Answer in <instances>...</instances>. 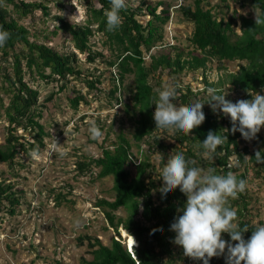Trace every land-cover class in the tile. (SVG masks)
I'll use <instances>...</instances> for the list:
<instances>
[{"label":"trees","instance_id":"trees-1","mask_svg":"<svg viewBox=\"0 0 264 264\" xmlns=\"http://www.w3.org/2000/svg\"><path fill=\"white\" fill-rule=\"evenodd\" d=\"M44 1L0 0V26L11 33L5 46L1 48L0 57V70L4 76V83L7 84L3 87L10 93V100L5 108L9 136L5 145L0 146V163L12 162L20 152L18 147L25 153L34 149L39 150L38 144H44L43 137L50 135L45 130L44 124L39 121L43 113L38 103L39 90L32 87L29 82L35 81L36 75L45 82L66 80L74 75L79 78L82 71L75 66L78 60L77 52L86 55L90 62L104 57L102 52L93 50L91 46V38L96 33H103L107 37L106 43L115 56V59L108 62L110 66L118 68L119 82L123 83L127 74L135 77L134 84H131L129 89L132 92L133 103L125 104V107L137 124L132 137L138 150L133 158L131 152L134 147L133 141L120 133L117 141L113 143V148L103 147L102 155L92 159L100 168L98 178L112 176L114 180L115 198L113 200L99 198L95 206L104 213L107 221L105 229L113 230L116 235L111 238L110 244H103L98 238L95 242H89L93 259L86 261V264H180L178 260L182 258L187 261L189 257L184 256L182 247L179 245L177 247L173 242L176 234L170 230L174 219L183 214L178 210L185 206L187 197L179 187L162 195L160 188L164 182L159 177V173L163 163L169 155L183 153L186 159L195 161L194 166L204 169L214 167L218 175H226L231 171L238 179L246 180V172L249 169L247 165H252L257 169L258 176L261 173L264 176V163H257L255 159L256 151H261V155L264 156V133L260 131L253 139L257 149L250 151L248 141L240 132H231L230 117L224 116L222 112L208 110L205 105L202 109L206 117L205 121L189 135L169 129H156L153 114L158 91L148 79L151 73L155 74L161 68H169L170 77H177L176 73L183 69H206L207 63L213 59L219 62L220 69L226 68V61H246L240 63L238 72L230 73L227 79L221 77L216 82H208L204 79L205 85L217 89L219 94H222V87L227 83L230 90L239 93L240 100H250L251 95L257 93L264 95V26H256L255 18L237 11L228 20L218 19L210 9L205 10L202 7V0H195L194 7L185 5L181 8L185 18L194 24L190 39L193 50L190 51L189 57L184 58L180 51L174 58L169 53H161L153 55L149 65L146 66L143 50L150 51L162 41L163 26L170 18L167 9L163 8L158 12L159 6L164 4L161 1L155 5L145 6V2L136 7L126 5V8L120 11L121 24L113 31H107L104 15L106 10H110V0H84L88 8V18L84 22L74 23L65 19L62 14L56 15L58 24L53 34L56 35L59 28L67 33L75 46L72 52L59 51L46 42L31 41L28 29L19 24V19L38 9L46 16L49 15L50 7L47 2L50 0ZM250 1L259 9V13L264 14V0ZM58 2L60 8L64 6L62 1ZM11 10L14 11L13 14ZM143 15L150 16L146 25L138 18ZM237 21H240L241 33L235 31ZM21 44L23 48L17 47ZM170 48L174 50L177 47ZM10 58L13 73H9L6 70L8 67L2 65V62H8ZM23 60L26 70L23 67ZM27 74L30 80L25 79ZM176 77L170 78V82H174L170 84L175 85L177 90V97L173 102L182 106L199 102L197 99L199 92L193 91L190 86L183 89L178 85ZM86 82L91 88H95V82L99 80ZM64 86L63 84L61 89ZM116 89L111 91L112 95ZM52 96L53 94L47 100H51ZM69 99L75 109L82 100H85L82 95ZM207 102L204 100V103ZM19 126L25 130L35 131L33 138L37 144L30 142L26 147L19 140L21 138L14 134ZM209 131L222 137L227 136L224 144L217 148L214 158H206L202 155L203 149L196 147L206 139ZM14 141L19 145L14 144ZM143 145L145 148L142 147ZM141 147L144 153L139 157ZM161 154L164 156V161L160 159L156 161L155 156L160 157ZM234 156L237 157L239 164L231 162ZM132 159L135 161L139 159L140 162L133 164L135 161ZM242 163L245 164V171L239 172ZM130 165L135 166L134 176L129 169ZM77 166L83 172L90 169L91 164L79 161ZM3 199H7L11 205L18 201L13 185L0 181V206ZM251 199L252 195L246 187L237 199L230 200L232 208L237 212L235 223L241 227H248V231L243 233L245 240L251 237L252 231L264 224L263 221L260 222L261 225L253 224L252 219L248 218ZM119 208L125 209V216L117 213ZM10 212L13 214L15 211L12 208ZM122 230L131 235L128 236L126 243L134 246L136 240L138 241V246L132 253L123 243L121 232H126ZM85 237L88 236L80 237L81 244ZM222 239L235 243L227 233L222 234ZM226 253L227 250L224 255L213 257L209 264H226ZM194 261V264H203L202 260ZM58 264L68 263L58 261Z\"/></svg>","mask_w":264,"mask_h":264},{"label":"rangeland","instance_id":"rangeland-1","mask_svg":"<svg viewBox=\"0 0 264 264\" xmlns=\"http://www.w3.org/2000/svg\"><path fill=\"white\" fill-rule=\"evenodd\" d=\"M58 1L47 2L50 7L49 15L46 16L38 9L22 17L18 22L28 29L31 41L46 42L59 51L72 52L75 46L67 33L59 28L57 34H53L58 24L55 17L62 14L71 22H84L88 18V8L84 0H60L64 5L61 8ZM159 1L164 4L159 6L158 12L165 8L170 18L163 26L162 41L150 51L143 50L146 66L153 55L169 53L174 58L180 51L183 57L187 58L193 50L190 39L194 24L185 18L181 8L185 5L194 7L195 0H126V5L136 7L142 2H145V6L155 5ZM201 5L205 10L210 9L218 19L225 20H228L235 11L252 18H255V12H259L250 0H202ZM11 11L13 14L14 11ZM138 18L146 25L150 16L143 15ZM235 31L241 33L240 21L236 22ZM106 40L107 37L103 33H96L91 38L93 50L104 55L95 62L88 61L86 55L77 52L78 60L75 66L82 71L79 78L74 75L66 80L45 82L36 75L35 81L29 82L32 87L39 90L38 103L43 113L41 119L39 117L37 119L44 124L50 135L43 137V145L38 144L39 160L30 158L29 153L18 147L20 152L12 162L0 163V181L13 185L18 200L11 205L7 199H3L0 206V264H58V261L86 264V261L93 259L89 242H95L98 238L103 244H110L111 238L116 235L113 230L105 229L107 221L104 213L95 206L99 198L110 200L115 198L114 180L112 176L98 178L100 168L92 159L102 155L103 147L113 148V143L117 141L120 133L133 141L132 157L136 155L138 149L132 136L137 124L125 107V104L133 103L132 92L129 89L130 85L134 84L135 77L127 74L123 83L119 82L118 68L110 66L108 62L115 59V56ZM18 46L23 48L22 44ZM171 46L177 48L172 50ZM11 61L10 58L8 62H2V65L8 67L6 70L9 73H13ZM240 63L246 61H226V68L220 69L219 62L213 59L207 63L206 69L187 68L178 71L177 77H174L178 79V85L183 89L190 86L193 91H198L197 99L204 103V100L209 101L210 98L207 92L209 87L205 85L204 79L208 82H216L221 77L227 79L230 73L238 72ZM23 67L26 70L25 60ZM3 77L0 70V146L5 145L9 136L5 108L9 103L10 93L3 87L7 86ZM174 77H170L169 68H161L155 74H150L148 82L158 91L162 90L165 84L175 87L170 84L174 83L170 82V78ZM25 79H29L28 74ZM87 80L99 82H95V88H91ZM63 84L65 86L61 89ZM115 89L116 92L112 95L111 91ZM222 89L221 93L227 94L226 99L233 103L240 100L239 93L230 90L227 83ZM51 94L53 96L48 101ZM77 95L84 96L85 100H82L75 109L69 98ZM204 105L213 111L209 104ZM93 121L102 133L98 139H92L89 132L90 123ZM260 131L264 133V127ZM34 133L35 131L25 130L20 126L14 131L26 147L30 142L37 144L33 138ZM55 141L60 145L58 149L54 147ZM13 143L17 144L16 141ZM247 143L250 151H256L257 147L253 140ZM142 147L145 148L144 145ZM142 147L139 149V157L144 153ZM61 152L64 154L61 155ZM154 159L157 161L159 157L155 156ZM232 159V163H240L237 157L234 156ZM79 161L90 163V169L80 171L77 166ZM136 162L140 160L137 159ZM247 166L249 169L245 178L249 194L252 195L248 218L252 219L253 224L259 225L261 221L264 223V176L262 173L258 176L257 169L252 165ZM129 169L134 176L135 166L130 165ZM243 171L244 163L239 167V172ZM12 208L15 211L13 214L10 212ZM117 213L126 215L123 208H119ZM77 221L80 222L79 226L76 224ZM127 234L122 232V238L127 239ZM84 235L88 237L83 238L81 244L80 237ZM126 242L123 241L124 245L133 251L134 248ZM178 261L180 264H194V261H185L184 258Z\"/></svg>","mask_w":264,"mask_h":264},{"label":"clouds","instance_id":"clouds-1","mask_svg":"<svg viewBox=\"0 0 264 264\" xmlns=\"http://www.w3.org/2000/svg\"><path fill=\"white\" fill-rule=\"evenodd\" d=\"M110 5V10L104 13L107 31L120 26V11L126 8V0H110ZM255 24L264 26V14L255 12ZM10 36L11 33L0 26V48L5 46ZM207 92L210 97L207 104L213 111L230 117L232 133L239 131L247 141L257 137L264 127V95L249 94L252 99H241L233 103L225 98L227 94H219L215 88H208ZM176 97L177 90L174 86L165 84L162 90H158L153 114L156 129H169L189 135L205 121L202 110L205 103L177 105L173 102ZM89 132L92 139H98L102 135L94 121L90 123ZM226 140L227 136L222 137L209 131L206 139L196 147L203 149V156L214 158L217 148ZM59 146L55 141L54 147L58 149ZM28 155L34 160L40 159L38 149L30 151ZM159 159L164 161V156L161 154ZM255 159L257 163H264L261 151H256ZM194 165V160L186 159L183 153H177L169 155L160 169L159 177L164 182L160 188L162 195L179 187L187 197L185 206L178 210L183 214L178 215L170 225V230L176 234L173 242L182 247L184 256L202 260L203 264H209L213 257L224 255L225 250L226 264H264V226H258L252 231L251 237L245 240L243 233L248 231V227L235 223L237 212L230 204V200L237 199L246 190L247 181L238 179L231 171L226 175H218L214 167L204 170ZM79 223L76 222L77 226ZM223 233L229 234L231 241L235 243L222 239ZM128 236L131 235L127 234L126 237ZM123 241L127 239L123 238ZM137 246L136 240L132 247ZM128 251L133 252L131 249Z\"/></svg>","mask_w":264,"mask_h":264},{"label":"built area","instance_id":"built-area-1","mask_svg":"<svg viewBox=\"0 0 264 264\" xmlns=\"http://www.w3.org/2000/svg\"><path fill=\"white\" fill-rule=\"evenodd\" d=\"M188 261H194L193 259H191V258H188ZM194 263H195V261H194Z\"/></svg>","mask_w":264,"mask_h":264}]
</instances>
